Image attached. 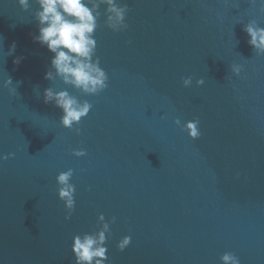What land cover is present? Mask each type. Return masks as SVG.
<instances>
[{"label": "water", "instance_id": "water-1", "mask_svg": "<svg viewBox=\"0 0 264 264\" xmlns=\"http://www.w3.org/2000/svg\"><path fill=\"white\" fill-rule=\"evenodd\" d=\"M119 2L127 29L105 27L101 6L94 32L108 87L85 96L44 79L52 53L33 39L34 0H0V155L13 153L0 160V264H74L72 236L100 213L116 218L105 264H221L225 252L264 264V54L242 30L264 27L258 0ZM48 87L91 103L79 135L43 102ZM194 119L192 139L181 129ZM69 168L65 220L55 177Z\"/></svg>", "mask_w": 264, "mask_h": 264}, {"label": "clouds", "instance_id": "clouds-1", "mask_svg": "<svg viewBox=\"0 0 264 264\" xmlns=\"http://www.w3.org/2000/svg\"><path fill=\"white\" fill-rule=\"evenodd\" d=\"M21 10H27L30 0H16ZM38 8L34 13L37 22L38 35L34 36L35 42L47 48L52 53L50 58V69L45 72L44 79L54 81L59 79L64 85L79 90L85 96L96 95L108 87V76L100 66L99 58L95 57L96 40L94 32L98 27L99 11L104 6V26L113 32H123L128 25L125 17L129 8L127 4L119 0H34ZM259 11L264 13V0H258ZM247 37V43L259 56L264 54V27H260L252 20L244 24L242 29ZM15 49L11 45L10 51ZM95 57V58H94ZM17 58L13 63H19ZM233 75H239L241 67L232 65ZM192 78H182L184 87L190 86ZM197 86L204 83L203 79L195 81ZM12 84L11 77L4 80V86ZM10 91H12L10 89ZM43 102L52 103L60 110L59 123L63 128L80 133L78 125L92 108L87 100H78L67 90H53L52 87L43 90ZM180 126L179 118L173 121ZM197 119L185 121L182 131L195 139L200 135ZM72 155L81 157L85 155L83 149L73 150ZM13 153L0 155V160L10 158ZM73 170L59 172L56 177V196L63 202L65 209L64 219L68 220L75 206V185L71 183ZM115 217L105 220L100 213L96 217L97 228L95 231L75 234L71 238L70 251L74 257V264H105L109 261L106 255V241L110 233V224L115 222ZM106 234H108L106 236ZM130 236H123L115 245L118 251H123L129 245ZM221 264H240L239 258L231 252L220 255Z\"/></svg>", "mask_w": 264, "mask_h": 264}]
</instances>
